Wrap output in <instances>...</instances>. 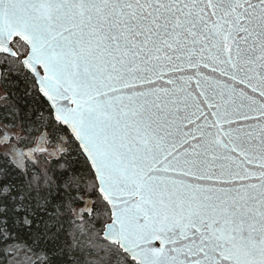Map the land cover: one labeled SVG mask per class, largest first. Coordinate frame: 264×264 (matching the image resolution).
Masks as SVG:
<instances>
[{"label": "snow or ice", "instance_id": "1", "mask_svg": "<svg viewBox=\"0 0 264 264\" xmlns=\"http://www.w3.org/2000/svg\"><path fill=\"white\" fill-rule=\"evenodd\" d=\"M0 86L71 131L124 264H264V0H0Z\"/></svg>", "mask_w": 264, "mask_h": 264}, {"label": "trees", "instance_id": "2", "mask_svg": "<svg viewBox=\"0 0 264 264\" xmlns=\"http://www.w3.org/2000/svg\"><path fill=\"white\" fill-rule=\"evenodd\" d=\"M6 93V98L0 99V123L24 131L27 138L23 146H29L46 130L51 145L65 135L69 150L51 159L43 156L39 168L32 163L22 167L0 149V206H6L7 214L13 217L17 216L15 208L24 209L19 214L22 222L33 224L31 234L25 232L9 242L14 246L9 249L13 254L0 255V264H124L122 258L114 256L115 246L102 239L109 221L107 212L96 213V221L88 214L84 221L74 219L75 206L82 204L94 184L70 131L57 128L55 122L50 125L47 113L36 116L35 104L26 109L22 94L7 98ZM54 250H62L63 256L52 257Z\"/></svg>", "mask_w": 264, "mask_h": 264}, {"label": "rangeland", "instance_id": "3", "mask_svg": "<svg viewBox=\"0 0 264 264\" xmlns=\"http://www.w3.org/2000/svg\"><path fill=\"white\" fill-rule=\"evenodd\" d=\"M7 96L6 91L3 89L2 86H0V99H5ZM0 126H2L0 128V136L3 134V124L0 123ZM9 128V131H11V141L10 142H4L0 144V149L4 150L6 152V154H8L15 162H17L19 165H21L22 167H25V165H27V163H32V164H37V166L40 168L42 167L41 162H44L45 158L43 156H48L49 159H51L52 155H56L59 156L60 152L63 151H68L69 147L67 145V138L65 135H61L59 137V140L57 141V144L55 145H51L49 138L46 137L45 140V146L41 148V150L39 149L38 151L34 152V154H32L27 161L22 160V154L19 152V150H23V143H24V139H26V133L24 131L19 130V128H14V127H7ZM46 131V130H45ZM41 134V133H40ZM33 140L32 143H30V145L32 144H36L39 135ZM47 134V131H46ZM26 147V146H24ZM20 158V161H18L17 159ZM83 201H87L89 199H95L93 197H89L87 194L83 196ZM85 212L88 213V216H91V218H93L94 221H96V216H94L95 214L92 213L91 208L86 207L85 204H80L78 206H75L74 208V219L76 218L77 220L80 221H84L86 220ZM107 223V222H106ZM105 223V224H106ZM105 227V226H104ZM104 230V229H103Z\"/></svg>", "mask_w": 264, "mask_h": 264}, {"label": "flooded vegetation", "instance_id": "4", "mask_svg": "<svg viewBox=\"0 0 264 264\" xmlns=\"http://www.w3.org/2000/svg\"><path fill=\"white\" fill-rule=\"evenodd\" d=\"M4 132H6V135L8 136V140L6 141V142H10L11 141V131H9V128H7L6 126H4L3 127V133ZM48 134H47V138H48ZM35 145V143L34 144H32V145H29V146H26V147H24V146H22L23 147V150L21 149V150H19V152L22 154V160H24V161H27L28 160V158L32 155V154H34V152H36V151H38L39 149L41 150V148H38V149H31V150H29L30 148H32L33 146ZM45 146V145H44ZM29 156V157H28ZM18 161H20V158L19 159H17Z\"/></svg>", "mask_w": 264, "mask_h": 264}, {"label": "water", "instance_id": "5", "mask_svg": "<svg viewBox=\"0 0 264 264\" xmlns=\"http://www.w3.org/2000/svg\"><path fill=\"white\" fill-rule=\"evenodd\" d=\"M69 131H70V130H69ZM70 133H71V131H70ZM71 134H72V133H71ZM72 136H73V134H72ZM46 137H47L46 131L43 130V131L41 132V134L39 135L36 144H35L32 148H30L29 150H31V149H38V148H42V147H44ZM7 140H8V136L6 135V132H4V133L0 136V144L6 142ZM108 223H109V221H108L105 225H107ZM104 228H105V227H104ZM102 235H104V230H103Z\"/></svg>", "mask_w": 264, "mask_h": 264}]
</instances>
